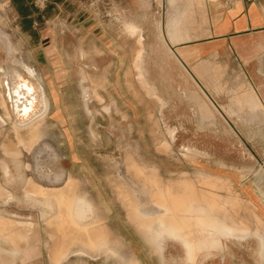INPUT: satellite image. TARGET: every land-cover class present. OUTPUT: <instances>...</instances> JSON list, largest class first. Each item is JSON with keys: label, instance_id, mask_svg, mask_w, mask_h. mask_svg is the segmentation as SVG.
Here are the masks:
<instances>
[{"label": "rangeland", "instance_id": "obj_1", "mask_svg": "<svg viewBox=\"0 0 264 264\" xmlns=\"http://www.w3.org/2000/svg\"><path fill=\"white\" fill-rule=\"evenodd\" d=\"M98 2L4 0L0 74L4 73L10 88L20 77L32 81L35 101L39 102L38 94L43 91L47 108L39 114L36 106L28 117L17 118L22 124L18 128L13 117L5 120L9 114L4 106L3 116L0 106V190L7 184L6 174H11L9 184L15 186L4 187V192L14 196L16 192L25 207L35 203L42 212L55 210L61 218L57 221H63L65 215L73 226L87 214L104 212L106 219L89 220V231H82L91 232L100 222L121 228L135 236L138 249L152 253L153 264L190 263L176 240L166 238L161 250L153 245L142 226L146 222L182 239L190 259L199 250L200 236L208 239L220 227L240 237L241 218L245 228L255 230L254 235L258 227L264 230L239 197L242 172L238 153L245 144L235 128L239 125L196 124L201 131H211L223 153L207 154L192 140L178 139L175 125L168 124L163 115L162 98L146 77V61L153 54L141 24L122 22L139 26L137 34L133 26L122 29L125 36L133 35L134 42L119 37L115 44L106 45L103 54L96 47V29L92 28ZM18 8L26 14H20ZM158 37L162 43L159 28ZM154 70L160 71L159 66ZM10 102L8 99L11 108ZM35 132L38 137L33 139ZM8 139L20 150L18 157L3 152L2 144ZM28 139H33L31 145L17 143ZM224 142L233 145L229 155H224ZM30 178L40 186L60 189L64 204L26 192L23 186ZM5 199L9 195L1 194L3 213ZM209 211L226 213L232 221L219 214L207 217ZM198 212L201 216L193 215ZM66 222L57 227L68 229ZM11 227L14 225L0 222L3 232ZM102 239L106 241V236ZM88 244L94 246L95 239Z\"/></svg>", "mask_w": 264, "mask_h": 264}, {"label": "crops", "instance_id": "obj_2", "mask_svg": "<svg viewBox=\"0 0 264 264\" xmlns=\"http://www.w3.org/2000/svg\"><path fill=\"white\" fill-rule=\"evenodd\" d=\"M95 11L92 28L96 29V47L103 54L106 45L115 44L119 37L134 42L133 35L125 36L122 29L133 26L137 34L139 26L122 22L141 24L153 54L146 61V77L162 98L163 115L168 124L175 125L178 139L192 140L211 154L218 151L220 143L211 131H201L196 124L219 123L225 128L239 125L235 128L245 143L238 153L242 172L239 197L242 206L251 208L264 225V0H99ZM0 17V27L4 29V0H0ZM185 38L188 39L178 41ZM156 66L160 71L154 70ZM129 72L134 75L131 68ZM0 76L4 116V73ZM224 145V155H229L233 145ZM30 181L37 189L57 191L53 198L64 204L60 189L40 186L31 178L27 183ZM9 183L5 186H15ZM19 199L15 192L13 198L4 200V213L0 212L5 224L14 225L4 232V244L0 243V264H153L152 253L138 249L135 236L121 228L100 222L88 232L87 221H103L104 212L87 214L78 226L70 224L63 215L68 232L67 228L63 231L57 227L63 222L57 221L61 219L57 211L42 212L35 203L25 207ZM205 213L202 215L207 216ZM216 214L232 221L226 213L209 211L207 217L214 218ZM244 221L241 218L240 237L229 235L225 227L208 239L200 236L199 250L193 259L179 237L161 232L151 222L142 226L159 250L166 238L180 242L178 246L190 264H264V230L258 227L254 235L255 230L245 228ZM102 236H106V241ZM90 239H95L94 246H89Z\"/></svg>", "mask_w": 264, "mask_h": 264}, {"label": "flooded vegetation", "instance_id": "obj_3", "mask_svg": "<svg viewBox=\"0 0 264 264\" xmlns=\"http://www.w3.org/2000/svg\"><path fill=\"white\" fill-rule=\"evenodd\" d=\"M4 95L3 96V100H4V105H3V110H4V106L7 109V112L9 114L5 115L4 118L7 121H11L13 117V124L20 128V126L22 125L21 123H19L17 118H24V117H28L29 114H31L34 110V107L38 106L40 112L39 114H42V112L44 113L45 109L47 108V101L45 100V95L43 93V91L40 92V94H38V96L40 95V100L39 102H36L35 99L36 97L34 96V83L26 78L20 77L19 79H17L14 83L13 86L8 85L7 83V79L5 78L4 81ZM8 99L9 101H12L11 103V108L10 105H8ZM22 109H19V108ZM15 112L13 114V111ZM4 144V143H3ZM2 144V146H3ZM3 152L6 155L9 156H15L18 157L20 155V150L18 153H13V154H8L6 153L4 150ZM10 158V157H9ZM13 160H16L17 158H11ZM6 182H10L13 181L11 174L7 175L6 174ZM36 182V181H35ZM2 185V184H1ZM25 186V185H24ZM23 186V187H24ZM4 185H2V188L4 189ZM27 187V185H26ZM51 188H56V187H51ZM10 192V191H9ZM6 195L8 197L9 195V199L13 198L14 195H12V193H7L4 192L3 195Z\"/></svg>", "mask_w": 264, "mask_h": 264}, {"label": "bare ground", "instance_id": "obj_4", "mask_svg": "<svg viewBox=\"0 0 264 264\" xmlns=\"http://www.w3.org/2000/svg\"><path fill=\"white\" fill-rule=\"evenodd\" d=\"M34 131H38V130L34 129ZM35 134L36 135H34L33 139L38 137L37 132H35ZM33 139H31V140L28 139V140H25V141L24 140H17L18 142L17 141L16 142L20 143V144H23V145H26V144L31 145L32 142H33ZM13 145H14L13 141L11 139H8L3 144L2 149L8 154L18 153L19 149H17ZM28 145L26 147H28ZM33 183L31 181L27 183L26 192L27 191L28 192H32V193L35 192L36 194L43 195V196H50L51 198L57 197V195H58L57 191H54V190H51V189H37L35 184H33ZM0 191H3V192H0L1 194L4 193V189L3 188ZM2 220H4V217L0 218V222L4 223ZM27 227H29V224L26 225V226H23V229H27ZM21 234L25 235V232L21 231ZM0 235H4V232L1 231V230H0ZM9 238L11 239L12 237L9 236Z\"/></svg>", "mask_w": 264, "mask_h": 264}, {"label": "trees", "instance_id": "obj_5", "mask_svg": "<svg viewBox=\"0 0 264 264\" xmlns=\"http://www.w3.org/2000/svg\"><path fill=\"white\" fill-rule=\"evenodd\" d=\"M18 10H19L20 14H22V15L26 14L21 8H18Z\"/></svg>", "mask_w": 264, "mask_h": 264}]
</instances>
